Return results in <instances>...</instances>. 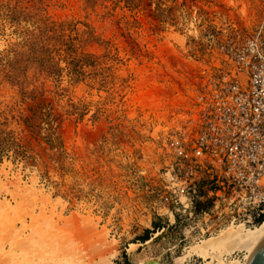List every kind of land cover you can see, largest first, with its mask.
Segmentation results:
<instances>
[{"label":"rangeland","instance_id":"1","mask_svg":"<svg viewBox=\"0 0 264 264\" xmlns=\"http://www.w3.org/2000/svg\"><path fill=\"white\" fill-rule=\"evenodd\" d=\"M263 17L264 0H0V179H36L58 213L94 217L114 261L128 247L136 264H205L188 251L209 236L187 238L179 219L144 242L151 191L218 45Z\"/></svg>","mask_w":264,"mask_h":264},{"label":"built area","instance_id":"2","mask_svg":"<svg viewBox=\"0 0 264 264\" xmlns=\"http://www.w3.org/2000/svg\"><path fill=\"white\" fill-rule=\"evenodd\" d=\"M217 48V70L166 145L169 160L151 191L169 226L179 219L204 236L264 220V17L250 35L237 31ZM204 177L213 206L198 217L194 185Z\"/></svg>","mask_w":264,"mask_h":264},{"label":"bare ground","instance_id":"3","mask_svg":"<svg viewBox=\"0 0 264 264\" xmlns=\"http://www.w3.org/2000/svg\"><path fill=\"white\" fill-rule=\"evenodd\" d=\"M16 181L12 189L0 179L1 192L11 195L0 193V264H115L116 244L94 217L80 213L65 217L49 193L37 187L36 179L31 185ZM263 249L264 220L256 227L229 226L193 244L188 252L205 264H245ZM236 251H244L245 260H226L224 255Z\"/></svg>","mask_w":264,"mask_h":264},{"label":"crops","instance_id":"4","mask_svg":"<svg viewBox=\"0 0 264 264\" xmlns=\"http://www.w3.org/2000/svg\"><path fill=\"white\" fill-rule=\"evenodd\" d=\"M211 183H212V181H210L208 177H204L203 179H200L199 181H197L194 185L198 189V193L196 195V199L194 201L193 208L196 211L198 217H200L202 211L212 209L213 197H212V193H211V190H212ZM161 219H162L161 217H154L153 218V224H154L153 229H156L157 232H153L150 229L147 230V231H149V233L151 235V239L154 238V236H159L160 234H162L166 230L165 226H163V227L161 226L162 225ZM179 223H180V225L186 224L185 227L188 226V228L186 230H183V233L185 235L187 234V232L189 233L186 235L187 238L191 237L193 239H198V238L201 239L203 237H206V236L202 235L201 233H199L198 230H192V226H190V224L188 225V222H182L181 220H179ZM152 234H154V235L152 236ZM150 240H147L144 242H148ZM130 244H132V243H129V245ZM157 259H159L160 264H166V261L162 257H158ZM114 263L115 264H136V261H135V258L130 251V248L124 247L120 250V255L117 258V260L114 261Z\"/></svg>","mask_w":264,"mask_h":264},{"label":"water","instance_id":"5","mask_svg":"<svg viewBox=\"0 0 264 264\" xmlns=\"http://www.w3.org/2000/svg\"><path fill=\"white\" fill-rule=\"evenodd\" d=\"M159 260L155 258L154 260H148L145 264H158ZM245 264H264V249L248 258Z\"/></svg>","mask_w":264,"mask_h":264},{"label":"trees","instance_id":"6","mask_svg":"<svg viewBox=\"0 0 264 264\" xmlns=\"http://www.w3.org/2000/svg\"><path fill=\"white\" fill-rule=\"evenodd\" d=\"M142 238H143L144 241L150 240L151 239V235H150L149 231H147Z\"/></svg>","mask_w":264,"mask_h":264}]
</instances>
